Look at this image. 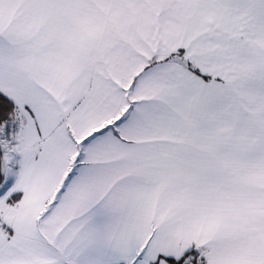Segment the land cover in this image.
<instances>
[{
	"label": "snow or ice",
	"instance_id": "obj_1",
	"mask_svg": "<svg viewBox=\"0 0 264 264\" xmlns=\"http://www.w3.org/2000/svg\"><path fill=\"white\" fill-rule=\"evenodd\" d=\"M0 264H264V0H0Z\"/></svg>",
	"mask_w": 264,
	"mask_h": 264
}]
</instances>
